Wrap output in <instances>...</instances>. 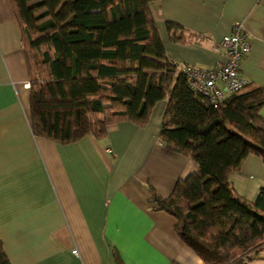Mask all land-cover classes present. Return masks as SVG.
I'll list each match as a JSON object with an SVG mask.
<instances>
[{"label":"crops","instance_id":"obj_1","mask_svg":"<svg viewBox=\"0 0 264 264\" xmlns=\"http://www.w3.org/2000/svg\"><path fill=\"white\" fill-rule=\"evenodd\" d=\"M151 10L179 65L222 64L221 39L240 20L251 46L239 72L264 86V0H155ZM169 20L185 27L180 41ZM26 81L21 27L11 1L0 0V240L11 264H204L177 235L175 217L154 208L153 191L166 197L197 169L159 137L166 98L144 125L111 122L102 137L61 143L33 134ZM241 165L248 187L264 182L260 155Z\"/></svg>","mask_w":264,"mask_h":264},{"label":"trees","instance_id":"obj_2","mask_svg":"<svg viewBox=\"0 0 264 264\" xmlns=\"http://www.w3.org/2000/svg\"><path fill=\"white\" fill-rule=\"evenodd\" d=\"M30 66L31 130L55 142L99 138L111 122L148 121L166 98L159 137L197 169L155 209L204 264H244L264 243V186L254 199L230 180L244 157L264 161V86L252 83L212 102L167 57L151 10L155 0H10ZM174 40L185 27L167 21ZM0 264H11L0 240Z\"/></svg>","mask_w":264,"mask_h":264},{"label":"built area","instance_id":"obj_3","mask_svg":"<svg viewBox=\"0 0 264 264\" xmlns=\"http://www.w3.org/2000/svg\"><path fill=\"white\" fill-rule=\"evenodd\" d=\"M220 45L226 53L225 61L219 66L202 67L191 63H181L182 71L190 86L210 97L212 102L219 101L227 94L239 90L249 84L250 79L240 74L239 62L249 51L251 42L240 20H236L221 39ZM30 87V82H25ZM112 151L110 147H106Z\"/></svg>","mask_w":264,"mask_h":264},{"label":"rangeland","instance_id":"obj_4","mask_svg":"<svg viewBox=\"0 0 264 264\" xmlns=\"http://www.w3.org/2000/svg\"><path fill=\"white\" fill-rule=\"evenodd\" d=\"M241 166L242 165L232 171L230 175L232 178L230 180L234 182V187L238 193L246 196L249 199H254L259 188L264 186V182H261L258 178H255L252 181L254 186L248 187V181L246 180L248 176L242 173ZM243 262L244 264H264V243L259 245L255 250H251L245 254Z\"/></svg>","mask_w":264,"mask_h":264}]
</instances>
